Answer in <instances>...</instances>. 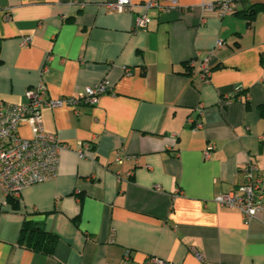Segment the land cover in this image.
Wrapping results in <instances>:
<instances>
[{"label":"crops","instance_id":"crops-1","mask_svg":"<svg viewBox=\"0 0 264 264\" xmlns=\"http://www.w3.org/2000/svg\"><path fill=\"white\" fill-rule=\"evenodd\" d=\"M115 1L0 0V101L24 103L41 79L53 100L109 86L92 106L41 108L66 148L55 177L16 198L0 189V264H264V0H161L143 29ZM227 1L223 17L201 8ZM247 161L263 208L245 221L214 198L244 183ZM25 224L56 237L51 254L25 244Z\"/></svg>","mask_w":264,"mask_h":264},{"label":"built area","instance_id":"built-area-1","mask_svg":"<svg viewBox=\"0 0 264 264\" xmlns=\"http://www.w3.org/2000/svg\"><path fill=\"white\" fill-rule=\"evenodd\" d=\"M161 0H148L142 3H132L131 0H116L108 4L109 8L116 12L131 11L135 13L134 27L143 29L147 25L150 9L168 11V6H163ZM169 6L176 5L177 0H166ZM205 12H216L220 17L234 11L232 2L201 4ZM140 9L141 11H138ZM31 42V36H25L21 44ZM223 40L217 39L215 48H220ZM214 53L210 52L198 58V77L203 82H208L213 69ZM195 59H190L187 64L191 68ZM45 70V69H44ZM43 70V72H45ZM128 72V70H126ZM240 88H237L239 90ZM109 91L105 80L86 86L74 95L59 99H50L44 80L41 79L36 85L28 88L25 92L24 103H11L0 101V189L6 196L18 197L20 192L27 186L44 182L56 176L60 163V155L66 145L61 143L55 134L44 131L41 122V108L45 106L68 105L73 109L80 106L95 105L101 95ZM240 91V90H239ZM229 98L223 100L227 104ZM193 128H199L201 124L187 120ZM25 123L30 131L29 137H24L18 132L21 124ZM91 143H85L77 151L78 157H85L84 149L89 148ZM208 154V151H206ZM119 160V159H118ZM244 183L236 190L217 195L214 201L220 207L238 209L245 221L255 217L256 213L263 208L262 181L257 164L247 161L243 166ZM156 189H159L157 186ZM128 253L125 254V258ZM155 264L165 262L152 259ZM210 264V263H207Z\"/></svg>","mask_w":264,"mask_h":264},{"label":"trees","instance_id":"trees-1","mask_svg":"<svg viewBox=\"0 0 264 264\" xmlns=\"http://www.w3.org/2000/svg\"><path fill=\"white\" fill-rule=\"evenodd\" d=\"M253 6V4L247 5L249 13L253 11ZM186 66L190 68L188 64ZM20 238H27L25 244L31 249L40 250L41 252L49 254H51L53 244L56 242V237L42 226H32L29 228L26 224L23 226Z\"/></svg>","mask_w":264,"mask_h":264}]
</instances>
